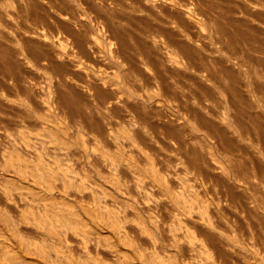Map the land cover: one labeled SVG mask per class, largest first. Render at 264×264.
<instances>
[{
    "label": "bare ground",
    "instance_id": "obj_1",
    "mask_svg": "<svg viewBox=\"0 0 264 264\" xmlns=\"http://www.w3.org/2000/svg\"><path fill=\"white\" fill-rule=\"evenodd\" d=\"M28 1L0 0V264H264L257 25L239 50L220 0H49L30 23Z\"/></svg>",
    "mask_w": 264,
    "mask_h": 264
},
{
    "label": "rangeland",
    "instance_id": "obj_2",
    "mask_svg": "<svg viewBox=\"0 0 264 264\" xmlns=\"http://www.w3.org/2000/svg\"><path fill=\"white\" fill-rule=\"evenodd\" d=\"M33 1H35V2L38 1V2H37L38 5H35V6L38 7V8L44 9V11L42 12L41 9L39 10V11H41V12H39L38 10H36V9H38V8H34L35 6H33V5L35 4V2H33ZM33 1L31 0L30 2L28 1L29 3H28V2L26 3V6H28V7H32L33 9H32V8L29 9L28 7H26V8L24 7V14H25L26 16H24V15H23V16H24L25 18H27V19H25L23 16L21 17V20L23 19L22 22H23L24 24H28V23H30V22H31V21H29L30 18H31L30 20H33V21H34V20L39 21V15H41V16H40V19H41L42 16H43V17L46 16V18H47V16H48L50 19L52 18V11L49 12V11L51 10V7H50V5H49V3H50L49 0H48V1H46V0H41V2H40L39 0H37V1H36V0H33ZM43 1H45V2L47 3V5H46L45 2L43 3L44 6L40 5V3L42 4ZM202 1H203V4L205 5L207 2H208V4H210L209 2L212 1V3H213V1H215V0H211V1H209V0H205V3H204V0H202ZM206 1H207V2H206ZM218 1H219V0H218ZM220 1H221L222 3H221ZM220 1H219V2H216V3L214 2L215 4H212V6L214 5L213 9H212V8H209V10H210L211 12H212V11L214 12V13L212 12L213 15H216V17H217V19H218V20L216 19V22H217V23L219 22V23L221 24V23H222V20H223V19H226L227 17H228V18H227L226 20L229 21V22L227 23V22H225V21H226V20H225V21H224V24L222 23V25H220V24L218 23V26H217L218 29L221 28L220 30H221V31L223 30V31H222V32H219L217 35H227V36H229V37H232V36H231L232 33H233V36H235V37L238 35V38H236V39H235V37L231 38L232 41L236 42V43H235V44H236V47H238L239 50H243V47L245 46L244 49L247 50V52H248V50H249V52H250V53L248 52V55H252V54H253L252 56L249 57L250 59H251V57H253V56H255L256 54H258L259 56L256 55L257 58H254V57H253L254 60H253V59H252V60H253L254 62H255V60H257V62H260V59H261L260 55H261L262 53H263L262 55H264V50H263V52L261 51V50H262L261 47H263V49H264V46H262V44L264 43V39H263L264 37L262 36V34H257V33H260L259 30H261V33H263V32H262V31H263V28H264V14H263L264 12H262L263 10L261 11V8H260V10L257 9V10H259L260 13L257 12L256 10H249V11H254V15H257V16H254V18H252V19H255V17H256V19H257L258 21H256V19H255V21H256V22H259V21H260L258 24H256L255 22H252V21L250 22V20H246V21H248V23H246V21L241 20V23L243 22V23H242V26H241L240 21H239L238 19H236V16H237L236 12H234V9L236 10V8H237V4H235V2L230 1V0H224L225 3L223 2V0H220ZM261 1H262L263 4H264V1H263V0H261ZM31 2L34 3V4H32ZM48 2H49V3H48ZM226 2H227V3H226ZM228 2H229V3H228ZM231 2H233V4H231ZM30 3H31V4H30ZM217 3H218V4H217ZM219 3L221 4V7H218V5H220ZM28 4H29V5H28ZM50 4H51V3H50ZM208 4L205 5L207 9H208V6L210 7V5H208ZM230 4L232 5L231 7H230ZM48 5H49V6H48ZM222 5H223V6H222ZM40 6H42V7H40ZM45 6H47V7H46L47 9L45 8ZM215 6H216L217 8H216ZM234 6H235L236 8H235ZM48 7L50 8L49 11H48ZM261 7H263V6H261ZM214 8H215V9H220V10H216V11H215ZM221 8H227V10H231V11L233 10L232 12H234V13L227 11L228 13L225 12L226 15H223V16H226V17L222 18V14H224V12L222 11ZM233 8H234V9H233ZM34 9H35V10H34ZM45 9H46L48 12H46ZM211 9H212V10H211ZM263 9H264V8H263ZM29 10H31V12H30ZM32 10H33V11H32ZM223 10H224V9H223ZM25 11H27V12L29 11V12H30L31 14H33V15H30V13H25ZM34 11H35V12H34ZM221 11H222V12H221ZM32 12H33V13H32ZM217 12H218V14H217ZM238 12H239L238 14H240L239 8H238ZM255 12H256V13H255ZM34 13H35V14H34ZM37 13H39V14H37ZM48 13H49V14H48ZM245 13H246V11H245ZM245 13H244V14H245ZM261 13H262L263 15H262ZM27 14H28V16H27ZM46 14H47V15H46ZM228 14H229V16H228ZM234 14H235L236 16H234V17L231 16V15H234ZM29 15H30V16H29ZM37 15H38V16H37ZM242 15H243V13H242ZM261 15H262V16H261ZM200 16H202V15H200ZM230 16L233 17V19H232L233 21L230 20V19H231ZM35 17H36V18L38 17V18H37L38 20H37ZM43 17H42V18H43ZM114 17L117 18V16H114ZM114 17H113V18H114ZM216 17H215V18H216ZM33 18H34V19H33ZM116 18H115V19H112V20L114 21V23H117V24H118L119 22H121V21L117 20L118 18H117V19H116ZM119 18H121V17L119 16ZM229 18H230V19H229ZM262 18H263V19H262ZM24 19H25V20H28V23H27V21H25V22H26V23H25V22H24ZM52 19H53V18H52ZM220 19H221V20H220ZM228 19H229V20H228ZM234 19H236V20H234ZM121 20L124 21L123 18H121ZM214 21H215V20H214ZM235 21H237V22L239 21L240 24L237 23V24H235V25H237V26H235V25L232 23V22L236 23ZM50 22H51V21H50ZM124 22H125V21H124ZM244 22H245V23H244ZM126 23H127V25H129L130 23H131V24H132V23H135V24L139 23V24H140V22H138V21H137V22H136V21H134V22H126ZM225 23L228 24V25H226ZM229 23H230L232 26H235L236 28L238 27L237 29H241V28H242L243 30L245 29V30H244L245 34H243L244 36L246 35V31H247V30H250V28H251L249 23H252V25L254 24V26L257 25L258 28H257V26H255V30H254V28L252 27L253 29H251V30H252V31L254 30V31L251 33V32H250L251 30H250V31L247 32V34H251V35H252V36H251L252 38H253V36H254L255 34H256L255 36H257V35L259 36V35H260V36H261V38H260L261 40L257 39V38H259L260 36H259V37H258V36L255 37V36H254L255 39H254V38L252 39L251 37H249V39H248L247 36H249V35H247V36H245V37L243 38V35H240V32H238L239 30H238L237 32L234 31V29H233L231 26H229V25H230ZM117 24H116V26H117ZM131 24H130L129 26H131ZM139 24H138V25H135V26H138V28H137V27L135 28L134 25L131 26L130 28H132V29H130L129 26L126 27L127 25H124V24H123L124 26H122V27L120 26L121 31H122L123 29H127V28H128V30L122 31V32H123V37H124V38L127 37V39H128V38L130 39V41H129V39H128V41H129L128 43H127V41H126L127 45L130 43V44H129V47H130L131 44H134V46H133L134 49H132L133 51L131 50V51L134 52V53H138V52H139V47H140V46L138 45V44H139L138 42H139V40L144 41V39H142L141 37H143V38L145 37V35H144L145 33H143V31L140 30V32H141L142 34H139V33H140L139 31H135L136 29L138 30L139 28H141L142 26L145 25V24L142 23V24H140V25H141V26H140ZM212 24H213V25H212ZM238 24H239V25H238ZM243 24H245V25H247V26L249 25V26H248V29H247V27H246L245 25H243ZM259 24H260V25L263 24V25H262V26H259ZM214 25L216 26L215 22H214V23L212 22V23H211V26H214ZM224 25L226 26L225 30L228 29V28L230 27V28L228 29V31L231 30V31H230L231 34H230V33H229V35L226 34V33H228V32H227V30L225 31V30L223 29V28H224ZM54 26H55V25H54ZM93 26H95V25H93ZM239 26H240V27H239ZM243 26L246 27V28H244ZM55 27H56V26H55ZM217 27H216V28H217ZM227 27H228V28H227ZM259 27H260V28H259ZM261 27H262V28H261ZM133 28H134V29H133ZM212 28H213V27H211L210 29H212ZM236 28H235V30H236ZM141 29H142V28H141ZM210 29H209V30H210ZM218 29H217V30H218ZM232 29H233V31H232ZM246 29H247V30H246ZM129 30H131L130 34L132 35V37H133V34H134V35H137L136 32L140 35V37H139V35H137V36H136L137 38H136V37H135V38L133 37V38H134V39H133V38L130 36V34H129ZM145 30H147V29H145ZM213 30L216 31V30H215V27H214V29H212V31H213ZM220 30H219V31H220ZM257 30H258V31H257ZM133 31H134L135 33H133ZM122 32H121V34H122ZM144 32H145V31H144ZM223 32H225V33H223ZM124 33H125V34L128 33V35L126 34V36H124V35H125ZM213 33H214V32H213ZM215 33H217V31H216ZM215 33H214V34H215ZM222 33H223V34H222ZM241 33H243V32H241ZM253 34H254V35H253ZM141 35H142V36H141ZM239 35H240V36H239ZM263 35H264V33H263ZM128 36H129V37H128ZM214 36L216 37V34H215ZM227 36H226V37H227ZM138 37H139V38H138ZM222 37H224V36H222ZM240 37H241V38H240ZM246 37H247V38H246ZM262 37H263V38H262ZM131 38H132L133 40L137 39L138 42H136V40L133 41ZM239 38H240L241 40H243V39L245 40V39H246L245 41H247V39H248V42L245 43L244 40H243V41H237V39L239 40ZM250 38H251V40H250ZM138 39H139V40H138ZM228 39H230V38H228ZM233 39H234V40H233ZM262 39H263V41H262ZM131 40H132V41H131ZM235 40H236V41H235ZM249 40H250V42L252 41V42H251L252 44H254V43H253V40H254L255 43H257V41H258L259 43H257L256 45H254V46H255V47H254V46L249 42ZM232 41H231V44H233ZM261 41H262L263 43H262L261 45H259V44L261 43ZM132 42H135V43H137V44L132 43ZM144 42H146V41H144ZM237 42H239V43L237 44ZM240 42H242V43H240ZM244 43H245V44H244ZM247 43H250L254 48L257 47L256 49H259V50L261 49V50H260L261 52H259V50H254L253 48H250V46H249L250 44H247ZM240 44H242V45L244 44V46L241 47ZM246 44H247V46H246ZM135 45H136V46H135ZM227 45L229 46V44H227ZM239 45H240V46H239ZM263 45H264V44H263ZM137 46H139V47H137ZM248 46H249L250 49L247 48ZM252 46H251V47H252ZM260 46H261V47H260ZM230 47H231L232 49L234 48L233 45H232V46L230 45ZM131 48H132V45H131V47L128 48V49H131ZM240 48H242V49H240ZM136 49H137V50H136ZM134 50L137 51V52H135ZM245 50H244V51H245ZM251 50H252L253 52H252ZM254 52H256V53H254ZM196 54H199V56L201 55L199 52H197ZM196 54L193 55V56H194V59H195V56H196V59H195V60H196V61H197V60H198V61H201V57H202V55H201V57H199V56L196 55ZM3 57H4V54H3ZM197 57H199V58H197ZM262 57L264 58V56H262ZM0 58H1V59H6L5 57L2 58V53H0ZM258 58H259V59H258ZM263 58H262V59H263ZM1 59H0V61H2ZM5 61H7V59H6V60H3L2 62H0V70L2 69L0 72H3V73H2L3 76H5V75H4V72H5L6 68H7V70H8V71L6 70V73L9 72V69H10L9 66H7L8 64L5 63ZM198 61H197V62H198ZM257 62L253 63V62L250 60V63H253V64H249V65H252V66L254 67L253 71H259V72H258V75H260V76H259L260 78H261V75L264 77V75L262 74V72L264 73V71H263V70H264V67H263V66H264V64H263V63H264V60H263V62H262V61L260 62V64H261V63L263 64V66L261 65L262 67H261V66H257V64H259V63H257ZM256 63H257V64H256ZM2 64H5V65H2ZM260 64H259V65H260ZM198 65H199V64H198ZM200 65H201V64H200ZM5 66H7V67H5ZM255 67H256L257 69H256ZM3 68H5V69H3ZM250 68H251V67H250ZM258 68H259V69H258ZM261 68H263V70H262ZM3 70H4V71H3ZM261 70H262V72H260ZM6 73H5V74H6ZM7 74H9V73H7ZM0 75H1V73H0ZM2 75H1V76H2ZM3 76L0 77V79L4 78ZM6 76H8V75H6ZM263 77H262V78H263ZM5 78H6V77H5ZM262 78H261V79H262ZM260 81L262 82V80H260ZM261 82H260V83H261ZM263 83H264V78H263ZM77 102H78V103H77ZM76 103L78 104V106H81L80 100H79V101H76ZM250 109H251V108H248V109H245V110L251 112ZM247 111H244V115L246 116V118H244V119H246V122L248 121L247 124H248L249 128H252V129H253V128H255L254 126H257V125H258V124H257V123H258V122H257L258 120H257L256 122L254 121V120H256L257 118H255L256 116H254L255 113L251 114L253 111H252L251 113L248 112V114H246ZM249 113H250V114H249ZM252 115H253L254 118L252 117ZM249 116H251V117H249ZM247 118H248V120H247ZM249 118H250V119H249ZM251 118H252V119H251ZM154 119H156V118H154ZM253 119H254V120H253ZM250 120H252L251 122H252L253 125L251 124ZM249 122H250V123H249ZM254 122H255V123H254ZM30 125H32V124H30ZM30 125H27V126H24V127H25V128L27 127L28 129L32 128V129H34V130H36V131L38 130V129L34 128V126L30 127ZM12 126H14V125H12ZM15 127H16V126H14L12 132H15V130H16V131H17V130L19 131V129L22 128V127H21V128L17 127V128H19V129H16ZM27 128H26V131H29ZM9 129H10V131L12 130V128H9ZM32 129H31L29 132L32 131V132L34 133V130H32ZM36 131H35V132H36ZM4 182H5V181H4L2 178H0V184H2V183H4ZM1 230H2V232L5 233V235H6V236H0V237H1L0 240L3 242V239L8 237V234L6 233L8 230H7L6 228H5V229H1ZM4 230H7V231H4ZM2 237H3V238H2ZM8 239H9V237L7 238V241H8ZM8 245H9V244H8ZM9 247H10V245H9ZM16 247L18 248V246H15V248H16ZM16 257H18L19 260H22V261H21L22 263H24V264H28V262H27L26 260H29V259H28V257L25 256V254H24L23 252L20 251V248L17 249ZM0 259H1V258H0ZM15 259H16V258H15ZM16 260H17V259H16ZM1 261H2V260H1ZM1 261H0V262H1ZM135 262L138 264V260H137V259L135 260Z\"/></svg>",
    "mask_w": 264,
    "mask_h": 264
}]
</instances>
